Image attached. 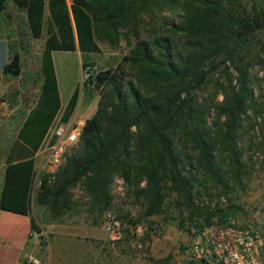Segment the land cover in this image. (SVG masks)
<instances>
[{
	"label": "trees",
	"instance_id": "trees-1",
	"mask_svg": "<svg viewBox=\"0 0 264 264\" xmlns=\"http://www.w3.org/2000/svg\"><path fill=\"white\" fill-rule=\"evenodd\" d=\"M5 1L0 0V11ZM11 2L24 11L29 36L39 39L44 1ZM46 6L41 83L4 158L0 210L28 215L38 206L46 211L47 223H60L76 211L73 190L78 188L85 212L96 223L109 209V187L117 177L131 188L144 218L161 215L170 205L187 211L188 220L193 214L202 218L195 229L211 225L214 217L216 223L232 217L238 208H211L203 196L210 198L212 188L225 192L229 180L240 181L236 131L254 105L247 58L264 34V0H47ZM145 17L153 24L142 35ZM130 39L133 45L119 63L91 77L97 96L93 115L62 165L41 173L35 187L34 157L60 111L51 52L99 54L98 42L115 49ZM12 47L2 74L16 77L19 56ZM226 64L234 72L233 86L230 81L226 90L217 85L222 94L217 105L198 102L213 74L228 79ZM77 98L75 88L61 110L62 124ZM137 222L127 220L131 226ZM28 227L39 231L30 214Z\"/></svg>",
	"mask_w": 264,
	"mask_h": 264
},
{
	"label": "rangeland",
	"instance_id": "rangeland-1",
	"mask_svg": "<svg viewBox=\"0 0 264 264\" xmlns=\"http://www.w3.org/2000/svg\"><path fill=\"white\" fill-rule=\"evenodd\" d=\"M15 9L11 0H6L5 10L4 13H0V19L6 20L7 16L13 17ZM164 16L174 21L177 20V15L173 13L165 12ZM152 24L153 21L145 17L144 27L139 29L141 34L146 35ZM44 37L45 34L42 32L39 39L27 38L26 43L32 44L28 56L30 59L25 54L23 55L18 76L10 77L2 74V72L0 74V177L4 168L5 155L15 139L18 127L28 110L33 106L39 91L41 74L38 52L40 46L42 47ZM1 38L2 34L0 33ZM258 39L259 42L251 49L247 58L249 60L248 87L251 90L254 105L246 111L245 115L240 117L236 131V149L241 163L240 181L235 183L229 180L228 190L223 193L219 188H212L210 198L202 195L204 203L205 200H210L208 204L211 208L214 206L222 209L230 206L238 208L232 217L225 220L230 219L239 225H259L264 222V34L258 36ZM22 43H24L22 45L26 44L25 39H22ZM3 44V41L0 40V51ZM132 45L131 39L128 44L122 41L115 49L109 47L107 43L98 42L99 54H80V57L75 51H55L52 53L60 107L64 108L75 88L78 90V102L73 113L74 120L65 123L74 129L76 134L80 132L79 123L83 119L90 118L95 111L97 96L92 89L91 77L96 71L119 63ZM226 66L228 65L226 64ZM226 72L228 79L221 72L210 77L208 83L198 93V102L211 100L213 105L221 102L222 94L217 85L221 84L223 90H226L228 88L227 81H230V86L234 84L233 70L228 66ZM61 110L54 119L34 158L35 164L37 163L35 187L38 183V177L46 170L43 165L47 156V143L52 129L62 124L60 122ZM212 119H214V114L211 111L208 115V122L210 123ZM74 143L66 145L65 152ZM226 162L228 163V161ZM224 165L226 166V163ZM109 191L111 195L109 209L96 223H93L92 216L85 212L86 199L84 194L80 189H74L73 194L77 204L75 210L77 212L65 216L60 223L65 226V229L73 232L82 234L85 231L89 234H96V229L102 228L105 231L104 225L109 216L117 224L118 233V238L112 243L108 251L110 264H181L183 250L187 244L190 231L195 229V225L203 223L202 218L193 214L188 220L187 211H180L172 205L168 206L161 215L144 218L142 207L139 202L134 200L131 188L125 186L120 179L112 178ZM34 213L37 223L46 220L47 213L42 207L34 206ZM128 219L135 221L138 219V222L135 226H131L127 224ZM215 222L217 219L214 217L211 219V224ZM91 226L96 227V229H91L92 232L89 231ZM105 233L108 234L106 231ZM64 245L63 243V247ZM86 250L89 249L86 248ZM66 251L67 248H63V253ZM94 251L93 248L90 254L92 255Z\"/></svg>",
	"mask_w": 264,
	"mask_h": 264
},
{
	"label": "crops",
	"instance_id": "crops-1",
	"mask_svg": "<svg viewBox=\"0 0 264 264\" xmlns=\"http://www.w3.org/2000/svg\"><path fill=\"white\" fill-rule=\"evenodd\" d=\"M43 1L44 23L41 30V36L42 32L45 34V22L48 19V10L46 6L47 0ZM65 1L67 4L69 3V0ZM4 10L5 7L0 13H4ZM14 13L13 17L7 16L6 20L0 19V33L2 34L0 40L4 43L1 46L0 51V74L3 65L9 58V44L13 46L12 48L18 54L19 64L21 63L24 54L30 59L28 56L31 50L30 45L32 44L26 43V40L31 37L29 36L25 13L18 8L15 9ZM22 39H25V45H22L24 44L22 43ZM43 40L42 47L40 46L38 52L39 57L43 48ZM53 52L55 51L51 52V59ZM75 52L78 53L79 57L81 56L78 51ZM60 109H63V107H60ZM73 113L67 123L74 120ZM85 120L86 119H83L79 123L80 128ZM36 167L37 163L35 164L34 161V169ZM2 177L3 171L0 177V188L2 185ZM29 214L34 219L39 231H29ZM29 214L0 210V264H22L21 260L23 259L26 260L27 264H30V261H34L37 264H110L108 251L112 243L118 237H113L109 233L106 234L102 228L96 229L95 226H91L89 231L92 232L91 229L95 228L97 230L96 234H89L85 231L81 234L79 232L74 231V233L71 230L65 229V226L61 223H47L46 221L37 223L35 221L34 206L31 207ZM99 231H101V234ZM63 243L65 244L64 247ZM63 248H67V251L64 253ZM86 248L90 251L94 248L95 251L91 255L90 251H87ZM107 258L108 261H106Z\"/></svg>",
	"mask_w": 264,
	"mask_h": 264
},
{
	"label": "built area",
	"instance_id": "built-area-1",
	"mask_svg": "<svg viewBox=\"0 0 264 264\" xmlns=\"http://www.w3.org/2000/svg\"><path fill=\"white\" fill-rule=\"evenodd\" d=\"M79 133L69 125L53 127L44 161L45 172H54L64 162L66 145L77 140ZM53 138V143L49 144ZM104 230L118 237L117 224L108 216ZM30 264H37L30 261ZM181 264H264V222L239 225L230 219L199 229H191L183 250Z\"/></svg>",
	"mask_w": 264,
	"mask_h": 264
}]
</instances>
